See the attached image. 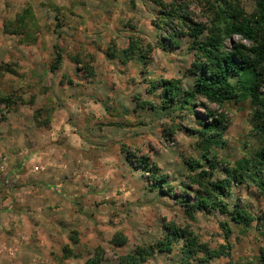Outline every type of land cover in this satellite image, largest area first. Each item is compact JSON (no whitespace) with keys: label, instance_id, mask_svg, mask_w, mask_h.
I'll use <instances>...</instances> for the list:
<instances>
[{"label":"rangeland","instance_id":"rangeland-1","mask_svg":"<svg viewBox=\"0 0 264 264\" xmlns=\"http://www.w3.org/2000/svg\"><path fill=\"white\" fill-rule=\"evenodd\" d=\"M28 5L36 18L31 21L33 34L39 33L31 44L4 28L7 20ZM243 5L251 12L255 1L244 0ZM158 7L154 0H0V94L17 89L25 100L18 99L11 106L0 102V264H88L101 249L100 264H119L118 257L132 247L154 242L167 222L190 224L214 247L226 242L221 221L227 216L213 211L194 212L190 217L174 196L158 188L151 190L152 177L137 166L138 156L148 155L178 188L187 169L183 157L202 154L197 135L175 127L193 128L195 117L161 108L160 99L147 91L145 81L146 77L181 78L184 87L191 88V77L184 75L191 57L187 49H156L145 73L142 65H124L107 53L112 44L126 47L132 35L155 42ZM189 8L195 11L194 18L206 20L197 4L190 2ZM56 9H60L59 27ZM233 39L251 44L239 35ZM57 45L63 58L52 72ZM227 45L232 48L231 43ZM75 56L93 67L92 75L75 62ZM34 93L36 99L30 103ZM153 99L154 109L145 111L137 105ZM45 105L52 111H43L49 122L40 127L34 113ZM209 106L218 113L224 111L230 120L224 136L227 143L220 149L222 157L234 161L245 155L256 144L251 136L250 103ZM194 109L207 117L204 107L196 104ZM170 125L173 134L166 132ZM39 150L43 154L36 152ZM22 159L15 172L14 162ZM41 172L46 184H36V188L45 187L50 194L55 189L66 199L48 205L45 221L54 226L40 231L36 223L44 218L32 215L36 228L29 234L4 229L3 222L11 221L14 212L3 210L25 204L29 186L23 182ZM239 190H234L233 199ZM240 192L254 210H264V199ZM248 230L242 233L235 226L230 237L232 257L214 258L209 264H234L259 256L264 240L254 226ZM118 234L124 235L125 243H114ZM50 241H54L53 247H49ZM174 260L158 253L144 264H174Z\"/></svg>","mask_w":264,"mask_h":264},{"label":"trees","instance_id":"trees-1","mask_svg":"<svg viewBox=\"0 0 264 264\" xmlns=\"http://www.w3.org/2000/svg\"><path fill=\"white\" fill-rule=\"evenodd\" d=\"M243 1L154 0L156 6H159L155 21L158 25L156 41L132 35L126 47L118 48L112 44L107 51L110 58L118 59L124 65L132 62L142 65V73L147 72L145 67L149 65L156 49L170 51L176 47H184L191 54L184 72L185 76L192 79L191 88L184 87L181 78L146 77L145 81L148 82L147 91L160 99L161 108L185 111L195 117L196 124L193 128L181 124L175 127L189 134H196L199 138L196 145L202 150V154L183 157L187 169L183 173L185 180L178 188L170 184L167 175L162 174L148 155L138 156L137 166L143 168L145 175L152 177L151 190L158 188L159 191H166L174 196L190 217H193L194 212L211 214L213 211L227 216L226 220L221 221L226 242L218 247L204 240L190 224L167 222L163 225L162 235L152 243L138 244L120 255L119 264H144L158 253L175 259L174 264H209L214 258L232 257L230 237L235 226L242 233H247L254 226L264 240V210H254L253 204L245 200L240 192L245 190L250 196L264 199V0H254L255 7L251 12L244 10ZM190 2L197 4L206 20L193 17L195 11L189 8ZM56 10V27H59L60 9ZM35 19L33 7L28 5L15 18L5 22V31L24 36L22 42L34 43L39 35H34L32 31L31 21ZM235 35L249 40L251 44L234 40ZM228 42L232 48L228 47ZM57 49V57L51 65L52 72L59 68L63 58L59 45ZM74 60L92 75L93 67L89 63L80 60L78 56ZM9 70L16 73L14 68ZM69 80L72 82V79ZM18 92L15 89L11 94H0V102L11 106L20 99L25 103L24 97ZM35 99L34 93L30 103H34ZM233 102L250 103L251 136L256 144L245 155L231 161L222 157L220 152L227 143L224 136L230 120L224 111H213L209 104L223 106ZM196 104L206 109L207 117L196 112ZM137 105L145 111L157 107L154 99L143 100ZM43 111L49 114L52 108L45 105L35 110L34 120L40 127L49 122V118L42 116ZM167 131L173 134L175 129L170 125L166 128ZM127 157L132 161V154L129 153ZM217 172H222L225 176H219ZM238 187L240 190L233 199L234 190ZM176 189L184 194L179 196ZM125 242L124 235L115 236L114 243L117 245ZM66 250L70 249L67 247ZM101 252H96L94 257L89 258L88 264H100L103 258ZM260 252L254 259L234 264H264V249Z\"/></svg>","mask_w":264,"mask_h":264},{"label":"crops","instance_id":"crops-1","mask_svg":"<svg viewBox=\"0 0 264 264\" xmlns=\"http://www.w3.org/2000/svg\"><path fill=\"white\" fill-rule=\"evenodd\" d=\"M74 139V138H73ZM38 154H43L41 150L36 151ZM23 159L21 161L14 162V171L19 172V168L22 166ZM28 168V166H27ZM21 174V173H20ZM44 180V181H43ZM46 176L44 175V172H41L40 174H34L32 176L31 180H24L23 183L25 185L27 184L29 187L28 190H25L26 193H29L27 197L29 198L25 204H16L14 208H8L6 210H3L4 212H14L11 216V221L3 222V225H5L4 229H15L18 232H25L30 233L34 231L36 228L32 219V215H39L44 218V221L36 223L37 225H40L39 227L40 231H47V229H51V226L53 227L54 224L48 225L47 221H45V218H48L47 214V208L48 205H50V201L53 203H59L62 202L64 199V196L60 197L58 192L53 189L54 194H50L48 190L44 187H37L36 184H46L45 183ZM21 183V182H19ZM44 186V185H43ZM68 186H65L67 188ZM38 191V192H37ZM37 192V194H36ZM35 193V195H34ZM4 215L5 213H1ZM15 216V217H14ZM16 220V222H14ZM17 233V232H16ZM17 236H12V239H16ZM49 244V247H53L54 241L47 242ZM31 244V248H32ZM37 250V246L35 247Z\"/></svg>","mask_w":264,"mask_h":264}]
</instances>
